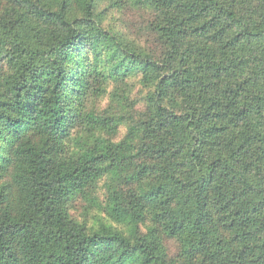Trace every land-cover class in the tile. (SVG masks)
Wrapping results in <instances>:
<instances>
[{
	"label": "trees",
	"instance_id": "1",
	"mask_svg": "<svg viewBox=\"0 0 264 264\" xmlns=\"http://www.w3.org/2000/svg\"><path fill=\"white\" fill-rule=\"evenodd\" d=\"M103 1L0 0V264H264V0Z\"/></svg>",
	"mask_w": 264,
	"mask_h": 264
},
{
	"label": "rangeland",
	"instance_id": "2",
	"mask_svg": "<svg viewBox=\"0 0 264 264\" xmlns=\"http://www.w3.org/2000/svg\"><path fill=\"white\" fill-rule=\"evenodd\" d=\"M107 1L108 0H104L102 2L103 6L108 3ZM110 13H113V20H115L116 26L121 33L136 43L141 44L142 46L150 47L152 45V36L147 29V23L149 19L148 12L142 8H139L135 4V0H131L130 5L126 9L121 11L111 10ZM109 68L110 67H106L107 71H109ZM72 71L74 72V70ZM137 76V74L131 75L125 83L121 84L119 88L117 83L110 80L105 84L106 91L104 93H100L99 89H95L96 85H94V88L88 91V95L84 100L86 111L93 113L94 115H99L100 113L104 112L108 113L111 109V106H116L113 103V96L116 92L128 96L130 100L138 103L136 106L138 110H143L145 107L144 99L147 91L141 85L140 79H138ZM70 89L71 87L67 88V90ZM121 89L124 90L121 91ZM123 103L124 102L121 104ZM124 131L125 129H123L121 133ZM89 135L90 133L81 132L77 134V137L86 139L89 137Z\"/></svg>",
	"mask_w": 264,
	"mask_h": 264
}]
</instances>
